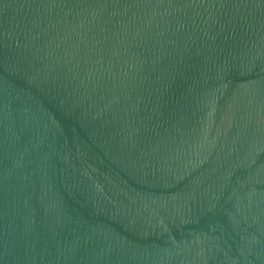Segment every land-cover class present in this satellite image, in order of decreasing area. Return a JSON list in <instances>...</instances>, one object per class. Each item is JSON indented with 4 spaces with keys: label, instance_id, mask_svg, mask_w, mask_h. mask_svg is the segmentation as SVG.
Listing matches in <instances>:
<instances>
[{
    "label": "water",
    "instance_id": "obj_1",
    "mask_svg": "<svg viewBox=\"0 0 264 264\" xmlns=\"http://www.w3.org/2000/svg\"><path fill=\"white\" fill-rule=\"evenodd\" d=\"M0 264H264V0H0Z\"/></svg>",
    "mask_w": 264,
    "mask_h": 264
}]
</instances>
